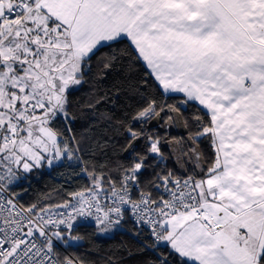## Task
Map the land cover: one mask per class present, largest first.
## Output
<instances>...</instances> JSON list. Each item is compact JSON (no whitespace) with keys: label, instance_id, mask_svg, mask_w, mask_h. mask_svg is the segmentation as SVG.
<instances>
[{"label":"snow or ice","instance_id":"snow-or-ice-1","mask_svg":"<svg viewBox=\"0 0 264 264\" xmlns=\"http://www.w3.org/2000/svg\"><path fill=\"white\" fill-rule=\"evenodd\" d=\"M65 165L86 182L26 198ZM89 225L264 264V0H0V264H124L68 255Z\"/></svg>","mask_w":264,"mask_h":264},{"label":"trees","instance_id":"trees-1","mask_svg":"<svg viewBox=\"0 0 264 264\" xmlns=\"http://www.w3.org/2000/svg\"><path fill=\"white\" fill-rule=\"evenodd\" d=\"M170 134L178 136L181 132L178 128H173L170 130ZM124 142L122 137H115L109 147V153L113 156L124 155L121 152ZM85 182L86 180L84 178L76 177L74 169L67 167V165L53 168L51 172H48L47 168H43L34 172L30 181L31 187L26 193V198L31 199L35 196L43 195L46 192H54V190L66 187L75 188ZM74 232L80 236V242L72 244L67 249L68 255L95 260L112 250L123 251L126 248L129 252L124 257V264H140L139 258L133 255L138 247L137 242L129 234L120 232L98 235L90 225L80 227Z\"/></svg>","mask_w":264,"mask_h":264},{"label":"built area","instance_id":"built-area-1","mask_svg":"<svg viewBox=\"0 0 264 264\" xmlns=\"http://www.w3.org/2000/svg\"><path fill=\"white\" fill-rule=\"evenodd\" d=\"M47 171L48 172H51L52 171V169H48L47 168ZM73 235H76L77 237H79L80 238V236L78 235V234H76L75 232H73ZM80 242V239H79V241L78 242H75V243H73V244H77V243H79Z\"/></svg>","mask_w":264,"mask_h":264},{"label":"water","instance_id":"water-1","mask_svg":"<svg viewBox=\"0 0 264 264\" xmlns=\"http://www.w3.org/2000/svg\"><path fill=\"white\" fill-rule=\"evenodd\" d=\"M180 132H181V130H180Z\"/></svg>","mask_w":264,"mask_h":264},{"label":"flooded vegetation","instance_id":"flooded-vegetation-1","mask_svg":"<svg viewBox=\"0 0 264 264\" xmlns=\"http://www.w3.org/2000/svg\"><path fill=\"white\" fill-rule=\"evenodd\" d=\"M180 130V129H179Z\"/></svg>","mask_w":264,"mask_h":264}]
</instances>
